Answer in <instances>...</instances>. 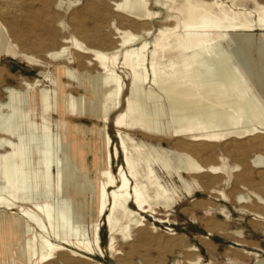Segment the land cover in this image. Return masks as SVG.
Listing matches in <instances>:
<instances>
[{"label":"bare ground","instance_id":"6f19581e","mask_svg":"<svg viewBox=\"0 0 264 264\" xmlns=\"http://www.w3.org/2000/svg\"><path fill=\"white\" fill-rule=\"evenodd\" d=\"M250 1L254 3V10L239 8L235 11L221 0H214L205 7L208 10L217 5L220 13L210 10L201 14L202 3L203 9L199 12L198 4L189 0H174V4L170 0H157V5L168 10V18L174 16L175 5L184 8L183 14L178 15L182 22L171 27L160 26L156 33L151 28L130 33L115 26L119 41L112 51L71 38L69 45L48 53L49 57L60 60L58 71L61 75L76 80L81 87L87 83L94 98L87 101L81 95L77 99L73 94H65L64 86L60 93L55 90L52 97L48 91L44 92L48 102L40 110V143L31 162L27 160V154L32 148V140L25 142L20 130L16 134V129L3 126L0 119V188L8 192L7 195L0 193V208L17 209L13 211L16 216L9 222L7 231L13 237L9 244L21 242L19 252H14L15 258L24 259L26 264H56V259L62 255L60 250L65 246L89 255H103L101 218H105L108 228V249L119 254L115 246L119 234L128 238L132 225H145L144 213H156V207L161 203L169 205L173 201L170 191L162 185L154 170L155 162L179 175L195 177L203 172L217 174L223 170L221 165L202 161L204 150L210 148L209 142L229 141L225 145L229 146L230 152L243 147L260 150V143L255 139L264 134V98L261 94L264 63L257 62L256 73L251 78L244 72L241 58L237 57V60L229 51L217 50L228 42V32L264 31V0ZM149 5L150 0H120L116 2V10L135 19L151 20L159 12L151 10ZM254 11L256 18L252 17ZM74 57L80 59L79 64L86 65V73L82 76H77L70 66ZM81 58L86 61L82 62ZM94 65L99 69L97 75L88 70ZM118 65L128 69L130 79L124 98V81L116 70ZM54 82L58 83L57 80ZM12 92L10 89L8 100H0V110L13 101ZM27 99H30L29 95ZM63 109L68 115H90L104 122L103 129L98 130L104 149L100 165L104 179L100 187L87 176L83 145L73 131H68L71 143L65 148L61 134L52 130V112ZM114 113L113 126L120 141L119 147H115V155L119 149L124 154L118 181L112 171V137L106 130V123ZM60 123L69 127L65 119ZM136 128L150 135L177 138L178 149L159 147L161 152L155 154L152 144L137 142L131 136ZM16 135L20 137L19 143L14 141ZM183 136H187L188 141L182 140ZM67 157L73 161L64 162ZM254 163L259 168L264 167L263 160L256 159ZM13 169L16 175L10 177ZM79 171L83 172L78 174L82 183L75 184L74 188V183L66 185L68 194L73 193L76 198H80L86 189L96 197L91 236L84 223L75 218L69 195L67 197L63 192L64 181L69 179L63 180L64 173L67 172L71 182L75 172ZM39 187H43V195L37 192ZM131 203L136 208H132Z\"/></svg>","mask_w":264,"mask_h":264},{"label":"rangeland","instance_id":"374dc122","mask_svg":"<svg viewBox=\"0 0 264 264\" xmlns=\"http://www.w3.org/2000/svg\"><path fill=\"white\" fill-rule=\"evenodd\" d=\"M117 1L120 0H0V100H8L9 90H13V101L0 110V119L3 126L16 129V134L20 130L25 142L32 140V148L27 154V160L30 162L40 143V110L42 105L48 102L44 98V92L48 91L52 97L55 90L60 93L64 86V93L73 94L77 99L81 95H84L87 101L94 98L87 83L81 87L76 80H70L60 74V60L49 57V52L69 45L71 38L112 51L119 41L115 26L130 33L148 28L156 33L160 26L171 27L182 22L178 15L183 14L184 8H177L176 5L174 16L168 18V10L157 5V0H150L149 8L159 14L151 20H139L116 10ZM221 1L235 11L239 8L254 10L255 7L250 0ZM170 2L174 4V0ZM189 2L198 4L197 9L200 12L202 5L207 10L205 6L208 7L214 0ZM203 10L201 14L210 10L215 11V14L220 13V7L217 5L207 11ZM252 17H257L255 11ZM227 41L217 47V50L229 51L237 60L241 58L240 61L243 60L245 65L244 72L252 78L256 73L257 62L264 63V31L228 32ZM81 61L85 62L86 58H81ZM79 62L80 59L74 57L70 66L76 70L77 76H82L86 73V65ZM89 68L91 74H98L96 65ZM116 70L124 81V98L130 84L128 69L118 65ZM261 94L264 98V89H261ZM27 95L30 99H27ZM114 118L115 113L106 123V130L112 137V171L118 181V171L123 164L124 154L122 149H119V153L115 155V147H119L120 141L113 126ZM62 119L67 120L69 127L61 125ZM51 121L52 130L61 134V143L65 148L71 143V133L68 131H73L77 141L83 145L87 176L100 187L104 179L100 166L104 149L100 145L98 130L103 129L104 122L90 115H68L64 109L52 112ZM149 135L140 128H136L131 134L137 142L152 144L155 154L161 152L159 147L178 149L175 145L177 138L170 135ZM181 139L188 141L187 136ZM14 141L19 143L20 137L16 135ZM255 141L260 143V150L243 147L230 152L229 146L225 145L229 141L207 143L210 148L204 150L202 161L206 164L221 165L223 170L217 174L203 172L198 174V177L184 173L179 175L160 162H155L154 170L162 185L170 191L173 201H170L169 205L166 202L161 203L156 207V213H144L145 225H132L128 238L119 234L115 243L119 254H113L108 249V228L105 218H101L100 238L104 254L89 255L74 247L65 246L60 250L62 255L56 259V264H264V167L259 168L254 163L256 159L264 161V134ZM66 160L73 161L71 157L63 159L64 162ZM124 168L128 172L127 166L124 165ZM141 172L144 175V172ZM75 173L71 182L67 172L64 173L63 180L69 178L64 181L65 185L74 183V188L75 184L82 183L83 180L78 174L82 175L83 172ZM15 175L13 169L10 177ZM131 181L134 180L131 178ZM65 185L63 192L66 196L69 195L67 197L71 201L72 213L84 223L91 236L97 206L94 193L86 189L80 198H76L73 193L68 194V184ZM36 190L41 195L44 194L43 187ZM0 193L8 194L2 188ZM131 207L136 208L133 203ZM13 211L16 212L17 209ZM13 211L0 208V264H15V260L16 264H26L24 259L14 257V252H19L21 242L9 244L13 241L12 235L7 233L9 222L16 216ZM1 231L4 234H1Z\"/></svg>","mask_w":264,"mask_h":264}]
</instances>
